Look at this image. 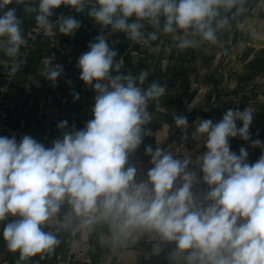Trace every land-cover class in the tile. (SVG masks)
Masks as SVG:
<instances>
[{
	"label": "clouds",
	"instance_id": "9594fccd",
	"mask_svg": "<svg viewBox=\"0 0 264 264\" xmlns=\"http://www.w3.org/2000/svg\"><path fill=\"white\" fill-rule=\"evenodd\" d=\"M15 2L26 5L25 13L36 14L37 27L46 34L57 25L65 35L80 28L71 16L61 17L57 25L50 22L53 10L63 4L77 13L87 8L102 27L110 26L146 47L161 34L171 36L181 51L201 43L220 45V35L249 11V0H39L38 6H29L28 0ZM12 3L0 0V10ZM21 23L15 8L0 15V53L7 57L0 64H11L10 75L24 63L18 60L27 45ZM252 35L255 38V32ZM88 47L78 60L79 78L97 94L86 127L64 133L51 148L30 135L19 143L0 136V222L18 217L2 233L7 250L18 253L17 264L52 255L63 242L61 231L73 238L95 235L117 258L130 255L147 238L154 242L152 255H159L162 245H175L168 254L170 264H264V154L249 164L246 149L237 155L229 146L230 137L250 139L253 110L229 109L215 124L198 121L193 139L206 137L207 151L196 163L209 186L202 198L192 191L197 173L188 171L190 156L177 159L159 147H146L153 167L147 180L136 182L137 169L125 166L143 137L151 134L145 128L152 120L147 108L165 88L152 83L142 90L147 72L121 74L123 61H115L117 52L104 35ZM49 63L44 61L41 75L55 82L63 68ZM174 121L186 129V117ZM237 121L243 126L238 128ZM66 125L63 121L58 127ZM252 146L264 145L257 139Z\"/></svg>",
	"mask_w": 264,
	"mask_h": 264
},
{
	"label": "crops",
	"instance_id": "0c3cea01",
	"mask_svg": "<svg viewBox=\"0 0 264 264\" xmlns=\"http://www.w3.org/2000/svg\"><path fill=\"white\" fill-rule=\"evenodd\" d=\"M38 2L28 0V5L38 6ZM25 6L13 0L12 4L0 10V15L15 8L17 18L22 21V33L27 37L29 28L36 21V14L25 13ZM248 8L249 11L234 22L231 31L220 35V45L201 43L181 51L176 47V41L164 34L150 46H132L125 33L113 32L110 26L102 27L89 17L87 8L83 13H77L68 6V12L63 17L75 18L80 22V28L73 35L61 33L63 40L69 44L66 55L51 49L46 38L40 37L15 75H10L11 64L8 67L0 64V88L8 83L1 99V106L8 112L7 122L45 148H51L53 141L62 139L64 133L83 130L93 119L92 109L97 93L92 86L80 80L78 60L89 51V43L104 35L109 47L117 52L115 61H123L121 74L130 72L138 76L147 72L142 90H147L152 83L165 88V94L158 101L150 102L147 108L152 120L145 128L151 134L143 137L136 150L141 155V163L151 161V156L145 151L150 145L153 151L159 147L171 152L177 159L190 156L192 163L189 167L203 175L196 163L197 158L207 151L203 137L193 144L184 143V137L193 138L199 120L210 119L213 124L222 121L229 109L234 110L231 106L233 92L242 84H247L251 94L240 111L253 110L250 139L245 141L239 136L230 137L229 146L230 151L237 155L242 147L246 149V162L254 164L264 154V146H252V141L257 139L264 145V102L258 100L259 94L264 95V0H249ZM3 59L7 57L0 53V60ZM45 60L50 62L49 66L60 65L63 68L55 82L41 75ZM191 82L197 84L192 93L177 91L179 83L188 87ZM74 94L79 95L78 100L74 99ZM177 116L187 118L186 129L176 126L174 118ZM63 121L67 122L66 127H58ZM242 126V121H237V127ZM208 190L206 185L194 195L202 198ZM17 218L9 217L0 222V264H17L18 253L7 250L2 235L4 226ZM84 237L92 245L90 263L110 264V250L98 242L97 236ZM60 238L63 242L52 255L44 260L33 258L29 264H56L57 254L64 251V234ZM153 243L147 238L141 239L130 250V255L123 256L126 264H170L168 254L175 245H162L161 253L152 255Z\"/></svg>",
	"mask_w": 264,
	"mask_h": 264
},
{
	"label": "built area",
	"instance_id": "2783aa9c",
	"mask_svg": "<svg viewBox=\"0 0 264 264\" xmlns=\"http://www.w3.org/2000/svg\"><path fill=\"white\" fill-rule=\"evenodd\" d=\"M68 12L67 5H61L59 8L53 10V15L49 18L50 22L57 25L58 20L63 17ZM44 37L47 40L48 46L59 52L61 55H66L69 50V44L63 40L61 33L58 30V25L53 28V32L46 34L43 29L37 27L35 23L29 28V35L25 37L27 40V45L22 46L20 50V56L18 60H25L30 55L34 45L38 38ZM131 45L144 46L141 43H136L131 41ZM121 61V60H120ZM8 88V83L0 88V136L15 138L19 143L26 133L22 132L17 127L10 125L7 122L8 112L1 106V99ZM197 89V84L191 82L188 87H184L181 83L177 86V91L181 94L192 93ZM251 94L250 89L247 84H242L236 91L232 94L231 106L234 110H241L242 106L246 103L247 97ZM258 100L264 102V95L259 94ZM91 107V105H90ZM264 128V121H263ZM184 143L193 144L197 140L187 136V139L183 140ZM206 137L202 138V142L205 145ZM134 166L137 169V175L134 178L136 182H141L147 180V172L153 165L150 162L141 163V155L138 152H133L129 156L128 164L125 167ZM188 171H193L190 167ZM197 173V172H196ZM207 184L203 182V175L197 173V183L193 186V193L203 189ZM11 217V216H10ZM46 231L49 229H45ZM64 234V251L57 254L56 264H91L90 254L92 250L91 243L84 236H77L73 238L68 232L61 231L60 235ZM110 264H126L124 257H114L111 255Z\"/></svg>",
	"mask_w": 264,
	"mask_h": 264
}]
</instances>
